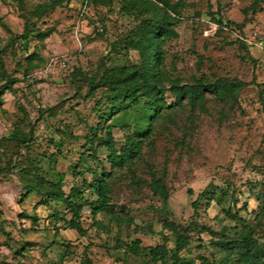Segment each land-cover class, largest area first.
<instances>
[{
    "label": "rangeland",
    "instance_id": "obj_1",
    "mask_svg": "<svg viewBox=\"0 0 264 264\" xmlns=\"http://www.w3.org/2000/svg\"><path fill=\"white\" fill-rule=\"evenodd\" d=\"M54 1L0 0V264H156L126 244L175 250L174 229L188 240L181 261L170 252L158 264H243L228 250L246 224L264 254V0H168L176 11L161 41L166 107L121 165L101 145L106 128L117 154L129 155L148 102L118 112L111 90L92 91L86 80L139 64L122 41L163 6L150 0L142 14L132 0L50 9ZM219 79L255 84L234 101L206 93L195 106L171 92ZM100 177L108 207L89 188ZM78 190L75 218L52 192ZM206 190L213 198L196 209Z\"/></svg>",
    "mask_w": 264,
    "mask_h": 264
},
{
    "label": "trees",
    "instance_id": "obj_2",
    "mask_svg": "<svg viewBox=\"0 0 264 264\" xmlns=\"http://www.w3.org/2000/svg\"><path fill=\"white\" fill-rule=\"evenodd\" d=\"M22 3V0H13ZM49 1V0H47ZM65 0H56L51 4L50 9L56 5H62ZM133 6L142 14L150 12L151 1H137L132 0ZM162 6L159 19L144 20L137 28H135L130 35H128L122 42L128 49L135 50L141 57V62L131 67H123L109 72L103 75L99 80L92 81L86 80L90 85L91 90L94 91L98 88L104 87L111 90L114 94V99L119 104L118 112L122 110H129L136 108L141 103V100L148 102L147 118H145L144 134H139L137 141L129 144V155L125 154L124 157L117 154L115 150L114 138L112 137V127L106 128L107 138L102 140V147L109 151L110 159L114 163L121 165L125 161H129L138 152L139 145L143 138H148L151 132L153 123L160 117V113L166 107L164 106V96L166 88L163 86V73L160 70V63L162 61L161 41L165 35L170 33L168 30L167 19L171 20L172 17L168 15L169 11H176L175 8L169 3L168 0H157ZM37 16L41 19L44 16V8L42 5H38ZM170 22V21H169ZM30 33L27 32L29 37ZM255 84L243 82L240 80L219 79L213 83L205 84L201 81H197L192 85H175L172 87L171 92L177 97L178 102H182L188 99L190 105H197L201 101L205 100V94H212L217 100L221 102L234 101L237 98L238 92L243 87ZM143 91L141 97L139 93ZM183 100V101H184ZM117 102V103H118ZM116 103V104H117ZM122 104V105H121ZM122 106V107H121ZM121 109V110H120ZM26 142V141H24ZM121 163V164H120ZM63 176L60 177V180ZM156 189L163 190L159 180H155ZM89 188L94 191L98 196V203L102 207L110 206L109 194L111 188L108 182L102 177L96 178ZM57 195L56 199L64 202L73 212L74 217H79L83 205L76 199L80 198V191H75V194L69 198H66L64 194H60L57 191L52 192ZM214 196L213 190H206L199 195V198L195 202L196 209L203 200H211ZM166 202L167 199H164ZM230 211L228 210V214ZM264 216V212L261 213ZM176 236V248L175 250H169L166 244L158 245L156 247L140 246V241L137 240L130 244H126V251L134 255H140L143 251H148L152 257V261L156 264L166 263V256L168 253L173 252L172 258L174 263L181 261L178 254L188 243L187 238L183 237L176 229H174ZM242 238L236 242L229 243V250H238L237 254L242 259L243 264H264V254L260 252V237L256 233V229L253 225L246 224L243 226L242 234H239ZM204 263L208 264L205 258H201ZM88 264V261L85 262Z\"/></svg>",
    "mask_w": 264,
    "mask_h": 264
}]
</instances>
